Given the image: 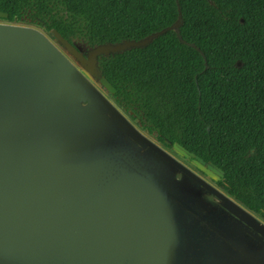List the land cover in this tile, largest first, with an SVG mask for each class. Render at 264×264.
<instances>
[{
    "label": "water",
    "instance_id": "1",
    "mask_svg": "<svg viewBox=\"0 0 264 264\" xmlns=\"http://www.w3.org/2000/svg\"><path fill=\"white\" fill-rule=\"evenodd\" d=\"M181 22L86 50L0 23V264H264V221L206 179L224 171L104 94L99 56L180 39Z\"/></svg>",
    "mask_w": 264,
    "mask_h": 264
},
{
    "label": "trees",
    "instance_id": "2",
    "mask_svg": "<svg viewBox=\"0 0 264 264\" xmlns=\"http://www.w3.org/2000/svg\"><path fill=\"white\" fill-rule=\"evenodd\" d=\"M0 11L83 50L144 38L180 15L181 40L168 30L98 57L110 99L161 146L178 142L220 167L216 185L264 221V0H0Z\"/></svg>",
    "mask_w": 264,
    "mask_h": 264
},
{
    "label": "rangeland",
    "instance_id": "3",
    "mask_svg": "<svg viewBox=\"0 0 264 264\" xmlns=\"http://www.w3.org/2000/svg\"><path fill=\"white\" fill-rule=\"evenodd\" d=\"M0 23H6V24H16V23H10V22H8V21H6V20H4V19H1L0 18ZM18 25H24V26H29V27H33V28H36V29H38V30H40V31H42L52 42H54L55 43V40L47 33V32H45L44 30H42L39 26H37V25H34V24H19V23H17ZM104 94L108 97V99H110V96H109V94L107 93V92H104ZM111 100V99H110ZM112 101V100H111ZM124 113V112H123ZM124 115L136 126V127H138L139 129H140V127H139V125L137 124V121L136 120H134L133 118H131L129 115H127V114H125L124 113ZM144 134H146L149 138H151L152 140H154L151 136H149L145 131H143L142 129H140ZM155 141V140H154ZM156 142V141H155ZM157 143V142H156ZM159 144V143H158ZM160 145V144H159ZM163 147V146H162ZM165 148V147H164ZM166 150H168L169 152H171V150L170 149H168V148H165ZM178 159H180L182 162H184L186 165H190L189 164V162H187L186 160H184V159H182V158H180V157H178ZM259 217V216H258ZM260 218V217H259ZM261 220H263L262 218H260Z\"/></svg>",
    "mask_w": 264,
    "mask_h": 264
},
{
    "label": "flooded vegetation",
    "instance_id": "4",
    "mask_svg": "<svg viewBox=\"0 0 264 264\" xmlns=\"http://www.w3.org/2000/svg\"><path fill=\"white\" fill-rule=\"evenodd\" d=\"M1 19H3L4 17H0ZM138 120V119H137ZM182 159H184V160H186L187 162H189V164H190V161L188 160V159H186V158H182ZM189 166H191V165H189ZM192 167V166H191ZM193 168V167H192ZM194 169V168H193ZM202 175V174H201ZM203 176V175H202ZM204 177V176H203ZM204 178H206V177H204ZM209 182H211L214 186H216L217 188H219L217 185H216V183L215 182H213V181H211V180H209L208 178H206ZM220 190H222L221 188H219ZM223 192H224V190H222ZM226 193V192H225ZM207 200L211 203V204H215L210 198H207ZM254 213V212H253ZM255 214V213H254ZM256 215V214H255Z\"/></svg>",
    "mask_w": 264,
    "mask_h": 264
}]
</instances>
